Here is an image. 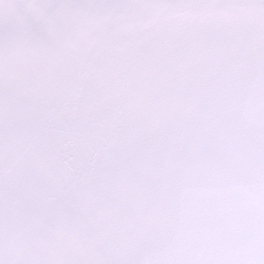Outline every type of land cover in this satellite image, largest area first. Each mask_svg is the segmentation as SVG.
Wrapping results in <instances>:
<instances>
[{
  "label": "snow or ice",
  "instance_id": "snow-or-ice-1",
  "mask_svg": "<svg viewBox=\"0 0 264 264\" xmlns=\"http://www.w3.org/2000/svg\"><path fill=\"white\" fill-rule=\"evenodd\" d=\"M0 264H264V0H0Z\"/></svg>",
  "mask_w": 264,
  "mask_h": 264
}]
</instances>
